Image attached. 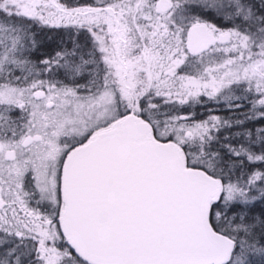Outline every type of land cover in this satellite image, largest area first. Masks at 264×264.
<instances>
[{"label":"trees","instance_id":"1","mask_svg":"<svg viewBox=\"0 0 264 264\" xmlns=\"http://www.w3.org/2000/svg\"><path fill=\"white\" fill-rule=\"evenodd\" d=\"M4 1L0 0V17L26 25L36 40L27 48L18 47L19 57L26 61L29 69L25 68L24 64L22 69L20 62L17 64L18 62L12 63L9 60L0 61V86L26 85V88L31 89L37 83L50 86V90L65 88L79 95L93 94L102 88V75L106 77L111 73H107L105 65L115 63L98 54L95 65L100 67H93L91 59L95 50V33L91 28L90 16L84 11L102 10L108 8V5L116 8L115 2L110 4L107 0H40L42 13L23 15L15 13ZM229 1L231 2L217 10L207 7V4L197 7L193 12L188 10V18L191 21H203L216 30L230 31L236 36L242 33L249 35L252 40L244 42L242 47L258 48V43L264 35V0ZM127 3L131 9L135 7L132 0H127ZM137 7L150 8L148 2L140 4V0ZM52 17H56V20ZM175 25L172 18L167 17L163 21L164 29L160 32L163 35L158 36L157 41L170 42L174 38L172 32ZM141 33L140 30L131 33L129 31L133 40L129 42V58L138 54V50L148 51L154 47L150 45L147 34ZM182 33H178L179 39ZM101 35L106 36L104 33ZM5 40L8 39L3 38L0 32V49L7 43ZM101 41L98 44L100 51L104 48ZM132 43L137 45H131ZM32 75L35 77H31ZM116 82L120 89L114 94L118 99V111L120 114L130 112L125 107V97L130 94L128 90H124L127 88L125 82L124 85L123 80L118 79ZM232 94L233 98L229 102L221 104V110H213L209 106L190 110L192 116L198 120L202 115L214 114L220 117L218 122L213 123L219 124L217 130L213 131L212 127L210 129L211 135H216L217 138L215 141H209L211 144L208 147H204L211 167L201 161L191 163L190 157L186 155L188 148H181L182 152H185L184 160L187 165L200 167L217 177L222 184L236 186L248 195L242 201H223L219 197L210 203L208 218L211 227L233 238L235 242L231 255L222 264H264V106L255 108L248 101L246 93L237 91ZM174 109L171 106L163 107L165 112H161L160 116L165 119L174 111L189 112ZM136 114L141 118L145 117L142 113ZM245 133H248L249 137H246ZM170 137L164 140H169ZM211 153L214 155H210ZM31 233L25 227H14L10 223L1 222L0 264H66L73 260L76 264H89L73 252L67 240L46 239Z\"/></svg>","mask_w":264,"mask_h":264},{"label":"water","instance_id":"2","mask_svg":"<svg viewBox=\"0 0 264 264\" xmlns=\"http://www.w3.org/2000/svg\"><path fill=\"white\" fill-rule=\"evenodd\" d=\"M168 7L169 0L154 1L156 12ZM228 40L227 31L215 34L203 22L186 30L190 53ZM219 193L217 177L187 165L178 145L155 139L128 112L67 154L61 229L89 264H222L234 240L209 223Z\"/></svg>","mask_w":264,"mask_h":264},{"label":"rangeland","instance_id":"3","mask_svg":"<svg viewBox=\"0 0 264 264\" xmlns=\"http://www.w3.org/2000/svg\"><path fill=\"white\" fill-rule=\"evenodd\" d=\"M138 1L132 0V4H136ZM143 2H148L152 8L153 0H140V4ZM170 2L169 11L157 20L154 28L130 24V33L140 30L141 34H147L151 42L150 45H154V47L149 48L148 51L138 50V54L129 58V63L126 64L124 82L127 88L123 89L128 90L130 94L125 97V107L130 113L144 114L143 119L149 124L155 139L164 140L171 136L169 140H172L180 148L182 146L188 148L186 155L190 157L191 163L201 161L211 167L210 160L205 156L204 147H208L211 144L209 141H215L217 138L216 135H214L215 137L211 135L210 129L212 127L213 131L217 130L219 124L213 123L218 122L220 117L214 114L202 115L203 117L198 120L190 113L192 108L186 105L196 104L201 99L200 95L226 104L233 98L232 93L238 91L251 95L252 105L257 109L262 108L264 106V35L260 39L261 42L258 43V48L254 49L252 46L242 47L244 42L252 40L251 36L243 35V33L236 36V34L227 31L229 40L224 47L225 54L218 53V49L214 48L196 58L186 60L184 59L186 54L182 50V44L175 47L170 45V42L179 41L178 34L170 42L157 41L158 36L163 35L160 33L164 29L163 21L167 17L172 18L171 14L176 12V19L179 22L187 21L186 23H189L191 19L189 20L186 11L193 12L194 9L205 4L207 7L210 6V8L217 10L231 1L170 0ZM4 3L15 13L23 15L42 13L40 0H5ZM145 18L152 17L145 16ZM52 19L56 20V17H52ZM218 31L226 30H215V33ZM0 32L3 38L8 39L5 40L7 43L0 49V61L9 60L12 63L18 62L17 64L20 62L22 69L27 68L26 61L19 57L20 50L18 47L27 48L31 42L36 40V37L29 33L26 25L18 21H11L6 17H0ZM180 39L183 41V33ZM132 41L130 37V43ZM131 45L137 44L132 43ZM155 45L162 47L156 49ZM234 47H239L237 50L241 51L239 55L241 59H232V57H238V54L233 55L231 53ZM184 63L186 65L189 63L188 67L193 68L191 69L193 71L189 73L188 69H185L183 72L174 73L175 68ZM23 64L26 66L22 67ZM105 66L108 69L107 73H111L106 77L102 75L104 78L101 82L102 88L93 94L83 95L65 88H53L40 104L35 105L34 109H41V111L34 116V120L38 121L37 116L42 115L44 119L49 120L55 126V135L64 129L69 133L80 132L83 140H86L96 131L109 126L113 119L120 114L118 99L115 98L114 94L115 91L119 92L118 90H120L116 81L120 78L122 71L121 66L116 63ZM93 67L98 69L100 65H93ZM175 78L178 80L175 81ZM10 94L9 86L0 87V101H7L4 97L10 96ZM17 94H20L19 89L14 92V96ZM161 97L163 99L159 100L158 98ZM8 99L9 102H12L11 100L15 98L9 97ZM47 102L50 103L49 106H46ZM167 105L175 108L174 110L183 109L189 112L178 113L174 111L164 119L160 113L165 112L163 107H168ZM179 114L188 115V117L178 119L177 115ZM247 134L244 135L249 137ZM200 144L202 147H197ZM242 150L244 151L243 147ZM210 155L214 154L211 153ZM5 196L8 198L7 195ZM219 197L223 201H242L248 195L236 186L220 182V193L217 199ZM3 221L7 220L2 218ZM66 264H76V262L73 260Z\"/></svg>","mask_w":264,"mask_h":264},{"label":"flooded vegetation","instance_id":"4","mask_svg":"<svg viewBox=\"0 0 264 264\" xmlns=\"http://www.w3.org/2000/svg\"><path fill=\"white\" fill-rule=\"evenodd\" d=\"M107 1H110V4L115 2L117 7L112 8L108 5L106 9L84 11L89 14L91 28L95 33L93 35L95 50L92 52L91 60L95 65L99 54L100 57L108 58L109 62L120 65L122 72L119 79L123 80L124 85L126 64L129 63L130 57V24L154 28L157 20L169 11L171 2L169 0V7L166 10L156 12L154 10L155 0H153L152 8L149 9L142 8L145 4L138 8V2L131 9L127 0ZM175 13L171 14L172 21L176 23L172 32L173 37L183 32V41L180 42L179 39L177 42H170V45L175 47L182 44V50L186 54L184 59L196 58L214 48L218 49V53L225 54L224 47L228 41L223 43L215 41L202 51L190 53L186 48V30L195 21L179 22ZM145 16L152 18L146 19ZM207 26L215 33L216 29ZM100 33L106 36L103 37ZM104 39L106 41H101ZM100 41L104 44L102 51L98 48ZM161 47L157 46L156 49ZM237 49L239 47H234L231 51L233 55L238 54V57H232L233 60L241 59L239 57L241 51ZM188 65L189 63L187 65L184 63L176 67L174 73L183 72L185 69H188L189 73L192 72L193 68H189ZM177 80L175 78V81ZM1 86H9L11 94L4 97L7 101H0V223L2 218H5L7 221L3 222L10 223L14 227H25L28 232L36 233L46 239H63L64 234L60 223L63 204L61 197L63 163L69 151L85 140L81 138L80 132L69 133L64 129L55 135V126L42 115L37 116L38 121L34 120V116L41 111L34 107L44 100L50 91V86L36 84L31 89L26 88V85ZM17 89L20 90V94L14 96ZM36 91L41 93L34 96ZM9 97L15 99L9 102ZM200 97L201 99L196 104L186 106L192 109L203 106L212 107L213 110L222 109L220 108L222 103L219 100L201 95ZM247 98L252 103L251 95L247 94ZM49 104L47 102L46 106ZM122 115L119 114L113 121ZM179 116L181 115H177L178 119L188 117V115Z\"/></svg>","mask_w":264,"mask_h":264}]
</instances>
